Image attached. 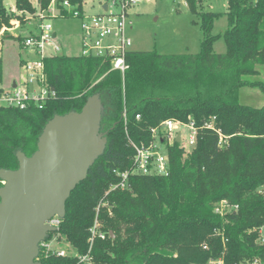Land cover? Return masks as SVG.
Listing matches in <instances>:
<instances>
[{
	"label": "trees",
	"instance_id": "obj_1",
	"mask_svg": "<svg viewBox=\"0 0 264 264\" xmlns=\"http://www.w3.org/2000/svg\"><path fill=\"white\" fill-rule=\"evenodd\" d=\"M62 1L56 0L60 16L72 17ZM200 1L185 0L200 18L199 52L130 50L123 73L107 58L45 56V84L55 96L42 107H0V167L15 169L16 149L31 155L48 119L79 111L87 96L101 92L106 147L71 191L57 230L77 254L89 253L90 264H206L219 256L226 264L255 256L264 263L255 232L264 223V105L242 104L238 96L243 86L264 93V80L257 78V66H264V0H226L223 53L211 50L220 35L211 33L219 13L203 10ZM49 2L38 0L39 8ZM14 5L16 12L36 10L29 0ZM16 12L0 0V30L14 18L23 21ZM2 67L0 57V92ZM212 117L226 136L222 146L214 130L201 128ZM167 118L193 120L195 144L188 152L175 141L167 146V175L133 172L132 143L149 142L150 129ZM124 171L125 187L110 189ZM223 199L237 209L220 216L214 206ZM95 218L105 238L90 243ZM40 262L82 264L77 257L54 255Z\"/></svg>",
	"mask_w": 264,
	"mask_h": 264
},
{
	"label": "built area",
	"instance_id": "obj_2",
	"mask_svg": "<svg viewBox=\"0 0 264 264\" xmlns=\"http://www.w3.org/2000/svg\"><path fill=\"white\" fill-rule=\"evenodd\" d=\"M140 0H100L99 10L93 14L85 13L84 4L73 5L69 1L61 2L62 9L71 13L72 17L80 19V46L83 56H93L107 58L111 63V68L119 70L121 73L127 68L125 57L132 50V40L127 31L132 27L130 10ZM60 7L56 0H50L45 9L37 8L35 19V31L21 37L18 40V48L21 53L19 64L24 71L22 84L17 83L9 89L0 92V107H16L23 109L29 103H34L42 107L47 99L55 96L54 91L49 90L45 84V74L42 59L45 56L55 55L60 51V47L54 43L56 37L52 31L50 23L44 22L46 18L61 17ZM20 37V36H19ZM47 48L50 51L47 52ZM138 117V116H137ZM214 117L204 121L201 128L214 130L218 135V145L226 143V136L213 125ZM151 140L147 143L134 144L133 172L142 175H167L168 158L166 148L174 141L179 143L185 152H188L196 142L198 127L194 121H180L167 118L157 127L150 129ZM178 140V141H177ZM120 181L111 185L110 189L125 187L127 171L117 173ZM237 206L230 204L227 200H220L214 206V212L223 216L235 211ZM98 208L96 209V211ZM50 226L56 227V231L50 232L49 237L40 242L39 254L36 258L40 262L42 257L54 255L57 257H77L78 263L90 264L89 253L79 255L74 247L61 237L57 230L60 218L51 217L46 221ZM100 223L95 218L90 228L89 242L94 237L105 238V233L99 229ZM257 234L256 242L264 245V223L255 229ZM206 248V245H203ZM89 252V251H88ZM41 263V262H40ZM206 264H226L222 256L210 258ZM232 264H264L260 257L244 258Z\"/></svg>",
	"mask_w": 264,
	"mask_h": 264
},
{
	"label": "water",
	"instance_id": "obj_3",
	"mask_svg": "<svg viewBox=\"0 0 264 264\" xmlns=\"http://www.w3.org/2000/svg\"><path fill=\"white\" fill-rule=\"evenodd\" d=\"M101 92L87 96L79 111L54 114L27 156L16 149L17 167H0V264H41L40 242L63 219L65 202L106 147ZM178 141V140H177Z\"/></svg>",
	"mask_w": 264,
	"mask_h": 264
},
{
	"label": "rangeland",
	"instance_id": "obj_4",
	"mask_svg": "<svg viewBox=\"0 0 264 264\" xmlns=\"http://www.w3.org/2000/svg\"><path fill=\"white\" fill-rule=\"evenodd\" d=\"M29 1L37 8L39 7L38 0ZM83 1L85 2V13L93 14L99 10L100 0ZM12 2L14 0H4L6 6ZM200 2L203 10L219 13L213 21L211 33L220 35L212 42L211 50L215 53H223L226 47L221 33L227 26L224 14L226 0H201ZM37 8L34 13L19 11L17 15L22 16L23 21L16 19L25 24L26 17L29 20L36 18L34 16ZM130 18L133 24L127 34L132 40V50H156L160 54H194L200 50L202 38L200 18L190 10L185 0H140L130 10ZM44 22L50 23L52 31L56 33L54 43L60 47L58 55L78 56L82 54L79 18L48 17ZM49 51L50 48H47V52ZM21 56L17 42L4 39L2 46L3 88L11 87L13 79L18 85L22 84L25 75L19 64ZM257 69L260 72L259 76H253V78L264 80V66L259 65ZM238 96L242 104L252 107L264 105V93L256 87L243 86L239 89Z\"/></svg>",
	"mask_w": 264,
	"mask_h": 264
},
{
	"label": "crops",
	"instance_id": "obj_5",
	"mask_svg": "<svg viewBox=\"0 0 264 264\" xmlns=\"http://www.w3.org/2000/svg\"><path fill=\"white\" fill-rule=\"evenodd\" d=\"M14 3H15V0H14V2L10 3V5H8L7 7L11 11L16 12ZM32 5H33V3H32ZM34 8H37V7L34 6ZM16 13H18V12H16ZM27 19L28 18L26 17V20H25L26 23L22 24V22H20V20H17L16 18H14L13 20H11V26L10 27L1 28V30H0V57L1 58H2V46H3L4 39L15 40L17 42V44H18V40H19L18 37L19 36L22 37L24 35H27L30 32H34L35 31V23H34L35 22V20H34L35 18L33 20L32 19L31 20H29V19L27 20ZM32 21H34V22H32ZM24 30L26 32H24ZM2 66H3V64H2ZM16 83H17V81L13 79L11 87L14 86ZM9 88L10 87H8L6 89H9ZM4 89H5V87H4Z\"/></svg>",
	"mask_w": 264,
	"mask_h": 264
}]
</instances>
